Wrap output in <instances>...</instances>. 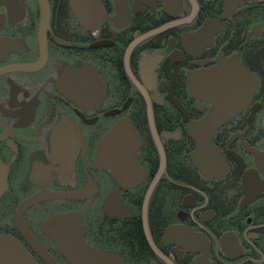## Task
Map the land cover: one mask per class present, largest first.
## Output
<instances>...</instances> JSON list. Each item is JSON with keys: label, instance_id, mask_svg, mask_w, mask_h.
<instances>
[{"label": "flooded vegetation", "instance_id": "flooded-vegetation-1", "mask_svg": "<svg viewBox=\"0 0 264 264\" xmlns=\"http://www.w3.org/2000/svg\"><path fill=\"white\" fill-rule=\"evenodd\" d=\"M220 59L237 62L255 90L238 114L212 130L227 169L207 177L193 160L189 127L215 108L191 94L189 76L215 69ZM263 118L264 0H0V161L7 182L0 236L18 240L39 264L48 263L16 222L24 201L41 192L69 196L24 213L55 263L69 264L45 233L47 220L85 213L83 234L95 249L92 235L104 239V226L136 219L138 203L144 231L154 183L148 228L173 264L202 255L165 243L173 225L202 236L210 264H264ZM121 122L136 129L135 158L146 172L128 188L95 160L104 136ZM184 154L194 170L187 180ZM166 185L175 188L163 191L175 198L173 215L155 241L149 206ZM112 197L118 207L111 214ZM145 239L157 264H168Z\"/></svg>", "mask_w": 264, "mask_h": 264}, {"label": "water", "instance_id": "water-1", "mask_svg": "<svg viewBox=\"0 0 264 264\" xmlns=\"http://www.w3.org/2000/svg\"><path fill=\"white\" fill-rule=\"evenodd\" d=\"M77 9V8H76ZM79 10V9H77ZM246 72L237 62L220 59V64L208 72H197L189 76L191 94L213 104V114L189 127L190 137L196 142L194 162L207 177H220L225 173L226 165L212 143V130L238 114L252 99L254 84L246 78ZM264 127V118H263ZM141 146L136 129L129 123L121 122L102 139L95 160L103 168L112 171L120 185L133 187L143 182L145 169L135 158ZM0 161V193L7 188ZM155 183L149 190L143 209V224L146 238L154 252L168 264H173L155 246L148 228L147 205ZM69 197L64 194L41 192L24 201L17 212L16 222L22 235L32 249L48 264H56L48 252L40 245L24 222V213L31 206L45 200ZM118 207V198H111L108 210L112 214ZM193 206V205H190ZM84 214L69 213L50 218L43 229L53 240L60 253L69 264H124L123 259L113 253L97 251L86 241L81 219ZM168 245L174 244L187 253H202L191 264H210L208 262L209 245L202 236L195 235L193 229L185 225H173L167 229L164 239ZM177 252V249L176 251ZM0 264H39L18 240L11 236H0Z\"/></svg>", "mask_w": 264, "mask_h": 264}, {"label": "trees", "instance_id": "trees-1", "mask_svg": "<svg viewBox=\"0 0 264 264\" xmlns=\"http://www.w3.org/2000/svg\"><path fill=\"white\" fill-rule=\"evenodd\" d=\"M184 156V179L187 180V178L190 179L191 174H194V170L189 164L185 154ZM174 190L175 188L169 185L163 186V188L159 186L155 192V196L151 200L149 210L154 231V233L152 231V234L155 241L156 231L159 227L163 229L173 215L171 204L175 198L167 199L164 196L167 194H164L163 191L174 194L175 192H172ZM134 211L137 215L136 219H125L126 222L122 225L119 223H111L110 226H104V239H100L96 234H93L92 238L96 240L90 239V241H92L95 246H99L94 247L95 249L113 252L121 256L124 260V264H157L156 258L148 247L145 239L140 218L141 203H138L134 207Z\"/></svg>", "mask_w": 264, "mask_h": 264}]
</instances>
